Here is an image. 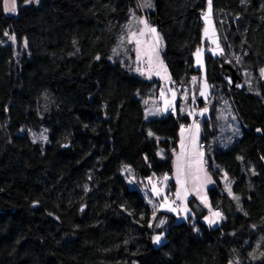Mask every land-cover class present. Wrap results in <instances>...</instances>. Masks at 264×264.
<instances>
[{
  "label": "trees",
  "instance_id": "obj_1",
  "mask_svg": "<svg viewBox=\"0 0 264 264\" xmlns=\"http://www.w3.org/2000/svg\"><path fill=\"white\" fill-rule=\"evenodd\" d=\"M5 1L0 152L21 171L29 202L0 178V264H264V0L214 1L244 86L230 87L208 57L207 105L193 58L207 0H16L9 16ZM143 17L157 28L162 62L181 87L166 117H148L163 87L136 72L128 41ZM205 106L197 122L216 184L211 204L223 220L206 223L196 198L184 219L163 211L153 219L141 187L123 173L131 168L145 184L172 178L181 129ZM157 235H165L160 244Z\"/></svg>",
  "mask_w": 264,
  "mask_h": 264
},
{
  "label": "crops",
  "instance_id": "obj_2",
  "mask_svg": "<svg viewBox=\"0 0 264 264\" xmlns=\"http://www.w3.org/2000/svg\"><path fill=\"white\" fill-rule=\"evenodd\" d=\"M150 44H152V43H150ZM164 68H166L165 65H164ZM167 73L168 72L166 70V74ZM168 77H169V75H168ZM167 81L169 82V86L167 87L168 89H166V91L163 90V93H165V95H169V97H171V99L173 100L172 95L169 93L170 92V88H171L172 90H175L176 97H178V99H179V93L177 92V86H175V84L171 81V79H167ZM161 97H162V95H161ZM162 99H164V98L162 97L160 99L154 100L152 105L149 106V108L153 107V109H159L160 110L159 115L163 114V108L164 107L161 108L159 106L160 103L162 102ZM182 108L186 109V108H184V106ZM193 114H194L193 117L194 118L196 117L195 118L196 120L193 121L191 123V125L187 129H184L183 133L181 131V134H180L179 147L175 151V156H174V161H173V164H174V173H173V175L174 176L172 178L170 177L167 181H164V179H163V183H161V185H159V186H156V184L154 182L151 183L150 186H149L150 189H148L147 192L145 191V196H146V198H148L149 203H151V205L153 206L155 211L158 209L157 213L163 211V212H165L167 214H171V215H174L177 218H182V219H184V217L189 216L191 214V209L188 207V205H187V209L189 211L187 212V214H185V212L183 211V208H182L183 202L185 201L187 204L188 203L190 204V201L192 199H195V198L198 199V201L201 203V205L203 207H205V209H207V217H209V213L212 212V208L213 207H209L208 206V205H210L209 196L208 195H209L210 189L216 186L215 180H214V177H213L212 173H210V171L208 169V166L206 165V163H204L206 151L203 152V149L201 147V143H202L201 138H202V135H203V129H201V125L197 122V121H199V119L197 118L195 109L193 111ZM195 125L199 126L198 131H197ZM182 140H183V143H184L183 151L186 154L185 159L189 160V161H197V160H201L202 159V161H203L202 169L203 170L197 172L196 171L197 165L193 164L191 170L189 171V175L187 176L186 188H187L189 194L187 195L185 200H176V198L174 196V193L177 192L180 189V185L177 183L176 178H175L176 157L182 151V149H181V141ZM201 151L203 152V156L202 157L198 155L199 153H202ZM193 175L198 176L199 179H194ZM206 180H210L211 182H205ZM172 181L174 182V185L176 187H175V191H173V193L170 194V192H169L170 186L169 185H170V183ZM156 183L158 184V179H157ZM153 186H155L158 189H162L163 190L161 192L160 196H157L155 194V192L152 190ZM194 187H199L200 188L199 194L197 192L193 191ZM165 196H167L169 203H171L173 200H176L175 204H173L172 206L177 208V212L170 211L167 208H159V205L163 202V197H165ZM201 196H206L207 197L208 205H206L201 200V198H200ZM214 211L215 212H219L218 210L216 211L215 209H214ZM222 220H223V217H222V214H221V218L219 220H217L216 223H213V225H218V223H221ZM206 223H208V221ZM159 243H162L161 240H160Z\"/></svg>",
  "mask_w": 264,
  "mask_h": 264
},
{
  "label": "snow or ice",
  "instance_id": "obj_3",
  "mask_svg": "<svg viewBox=\"0 0 264 264\" xmlns=\"http://www.w3.org/2000/svg\"><path fill=\"white\" fill-rule=\"evenodd\" d=\"M9 5L7 7V11L8 12H11V13H15L16 12V0H9ZM146 7H151L152 5L150 3L146 4L145 5ZM211 16V0H208V12L205 14V19H209ZM140 24L143 25V28L140 29L139 32H131L130 33V41H135L137 43V45H141L143 43V41H141L138 37H143L146 32L147 33H151L152 34V37H153V43L149 45L148 49L145 50V49H142V48H138V51L141 52V55L142 56H147V63L149 65V67L146 69L147 71V74L149 76H151L152 74V65L154 63L153 61V56H155L156 58V68L158 69L157 71H155V74L156 75H161V70L159 69H162L165 73L164 75V78L167 80V79H170L167 74H166V68H164L163 66V62L159 60V48L162 46V38L159 36V34L157 33L156 29L154 27H151L149 26L147 20H141L139 21ZM205 35L207 36L208 35V28H205ZM215 35V33L213 32V36ZM14 39V37H13ZM214 44H217V48L216 49H213V51L215 52L216 50H219L221 53H222V49H219V45L217 43V41L215 39H213L212 41ZM201 53H202V50L201 49H198L197 50V53H196V56H197V63H202V60L200 59L201 57ZM140 57H138L139 59ZM139 71V69H138ZM262 73H264V69L261 70ZM143 74V73H142ZM195 77L193 78V81H195ZM207 84L204 85V88L207 89ZM171 94H172V98L173 100L175 99V96H176V92L175 90H171ZM162 96H165V93H161ZM200 95L201 96H205L206 95V92L204 90H202L200 92ZM185 98H186V94H185ZM164 103H165V107L163 109V111H167L168 108L170 106H172V101L168 100L165 96V100H164ZM204 111H207V109H204L202 112H201V115L203 114ZM160 112L159 109L156 110V112H149L150 115H155V114H158ZM197 131H198V128L199 126L198 125H195ZM182 133L184 131V129L182 128ZM151 134V133H150ZM44 139H46V137H44ZM181 153H179L176 157V173H175V178H176V181L177 183L180 185V189L174 193V196L176 198V200H185L187 195L189 194L187 188H186V184H187V176L189 175V171L191 170L193 164L197 165V169L196 171L199 172V171H202V165H203V161L202 159L201 160H197V161H189V160H186L185 159V152L183 151L184 149V143H183V140L181 141ZM199 156H203V153H199L198 154ZM193 178L194 179H199L198 176L196 175H193ZM227 178V174H225V179ZM150 179V182H151V178ZM164 181H167L169 179V177L167 175H165L163 177ZM205 182H211L210 180H206ZM202 187V186H201ZM155 194L157 196H160L161 195V192L163 191L162 189H158L156 188L155 186H153V189H152ZM193 191L197 192L199 194V191H200V188L199 187H194L193 188ZM228 191L229 193H231V187L230 185L228 186ZM201 200L206 204L208 205V201H207V197L206 196H201L200 197ZM234 199H239L238 197H234ZM176 200H173L171 203H169L168 201V198L167 196L163 197V202L159 205V208H167L168 210L170 211H173V212H177V208L176 207H173L172 205L175 204ZM209 207H211L210 205H208ZM158 210V209H157ZM189 210L187 209V206L185 205L184 206V212L185 214H187ZM221 218V213L220 212H212L211 215L209 217H206L205 219H207L208 223L209 224H213V223H216L217 220H219ZM153 219H155V210L153 212ZM165 223L164 220H160L159 222V225H163ZM157 225V226H159ZM154 241L159 243L160 240H161V236L160 235H157L155 236L154 238Z\"/></svg>",
  "mask_w": 264,
  "mask_h": 264
},
{
  "label": "rangeland",
  "instance_id": "obj_4",
  "mask_svg": "<svg viewBox=\"0 0 264 264\" xmlns=\"http://www.w3.org/2000/svg\"><path fill=\"white\" fill-rule=\"evenodd\" d=\"M8 6H10L9 5V0H6L5 1V12H6V14L9 16V15H11V14H14V13H11V12H8L6 9H7V7ZM16 9H17V4H16ZM141 20H146V18H141L140 20H136L135 21V25L137 26V27H134L133 28V30L131 31V32H139L140 31V29H142L143 28V25L142 24H140L139 23V21H141ZM149 24V23H148ZM154 28L156 29V31H157V28L154 26ZM157 33L159 34V32L157 31ZM159 36H160V34H159ZM141 41H143V43L141 44V45H137V43L133 40V41H130V35H129V37H128V41H129V43H131L132 45H135V50H136V54H137V67H136V72H138L139 74H140V76H143V77H146V78H148V79H151V80H153V79H157V80H159L160 82H161V85H162V87H163V90H165L166 91V89H168L167 87L169 86V82L164 78V75H165V73H164V71L162 70V69H159V70H161V75H156L155 74V71H157L158 69L156 68V58H155V56H153V61H154V63H153V65L151 66L152 67V74H151V76H149L148 74H147V71H146V69L149 67V65H148V63H147V56H142L141 55V52H139L138 51V48H142V49H148V46L150 45V43H153V37H152V34L151 33H147L146 32V34L143 36V37H138ZM161 49L159 50V60L160 61H162V59H161V55H162V53H161ZM138 57H140L139 59H138ZM234 63V62H233ZM163 66H164V64H163ZM235 66V65H234ZM236 67V66H235ZM138 69H139V71H138ZM237 72L240 74V72L237 70ZM143 73V74H142ZM168 76V75H167ZM196 81H198L197 79H196ZM243 83H244V80H243ZM171 89V88H170ZM172 90V89H171ZM180 90H181V87H178L177 88V92L180 94ZM213 92H214V90H213ZM170 94H171V91L169 92ZM195 94V93H194ZM193 94V95H194ZM213 94V93H212ZM172 95V94H171ZM166 96V98L168 99V100H170V101H172V106H170L169 108H168V110L167 111H163V114L162 115H159V113L158 114H155V115H150L149 114V112H150V110H151V112H156V110L157 109H153V107H151V108H147V110H148V113H147V115H148V117H157V116H160V118L161 117H166L167 115H169V112H171V110H172V112H173V110L175 111V109H177L176 108V104L178 103V101H179V99H178V97H176L175 96V99L174 100H172L171 99V97H169V95H165ZM165 96H162L164 99H162V102L160 103V107L162 108V107H165V103H164V100H165ZM184 97V99L185 100H188V97H186L185 98V96H183ZM213 97V96H212ZM211 97V98H212ZM212 100V99H211ZM211 100H210V102H211ZM151 102V100H149L148 102H147V105H149V103ZM209 102V103H210ZM205 103V102H204ZM206 105L208 104V103H205ZM194 105V104H193ZM190 105L187 103L186 105H184V107H189ZM164 109V108H163ZM192 109H194V108H192ZM204 109H207V111H204L203 112V114H205V113H207L208 112V109H209V107L208 106H205L204 108L202 107V110H201V112L204 110ZM196 112H198V109L196 108ZM201 112L197 115V118L198 119H202V115H201ZM229 109L228 110H226L225 111V113H224V117H228L229 118ZM205 116V115H204ZM193 117V116H192ZM196 118V117H195ZM31 135H32V137H34L35 139H39V140H44V135H43V133H31ZM205 150H203V152H204ZM202 152V151H201ZM202 152V153H203ZM204 163H205V159H204ZM126 177H128V180H129V182H130V185H133L132 187L133 188H140L141 186V191H143V194H145V191L147 192L148 191V189H150V184L151 183H153V182H155V184H156V186H159V185H161V183H163V181L161 180V181H159V179H158V184L156 183V181L157 180H155V181H151L149 184L147 183V184H145V182H143L141 179H139V178H137L136 176H134V173H133V171H132V169L131 168H128L127 167V169L124 171V173H123ZM0 178L3 180V181H5V180H10V181H12V182H14V184H15V186H14V190H15V193L16 194H18L20 197H21V199L22 200H24L25 202H29V200L27 199V197H28V195H27V193H26V188H25V184H24V182H23V176H22V173H21V171H19V169L16 167V165H14L13 163H11L7 158H5V157H3L2 155H1V152H0ZM138 183H139V185H138ZM222 183L225 185V189L227 190V192L229 193V191H228V186L230 185V187H231V182H230V180L228 179V176H227V178L225 179V178H222ZM140 184H141V186H140ZM230 194V193H229ZM209 196V195H208ZM209 202H210V205H211V207H212V204H211V196H209ZM187 206V205H189V203L187 204L185 201L183 202V206H182V208H183V211H184V206ZM212 212H214V209L212 208ZM212 212H210L209 213V216L211 215V213ZM158 215V213H157V210L155 211V217ZM206 218V217H205ZM180 219H182V218H180ZM204 221L205 222H207V219H204ZM165 239V235H163V236H161V241H163ZM157 243V242H156ZM164 243H165V241H164ZM158 244H160V243H158ZM161 245H163V244H161Z\"/></svg>",
  "mask_w": 264,
  "mask_h": 264
},
{
  "label": "water",
  "instance_id": "obj_5",
  "mask_svg": "<svg viewBox=\"0 0 264 264\" xmlns=\"http://www.w3.org/2000/svg\"><path fill=\"white\" fill-rule=\"evenodd\" d=\"M214 1L211 0V16L209 19H205V14L208 12V0L206 3V9L200 13V18H202L203 22V34H202V46L198 49L202 50L200 59L202 63H197V50L194 54V69L197 73L201 74L199 80V91L197 96L199 99L204 101L205 103H209L213 93V86L209 82V74H208V63L207 58L212 57L214 60L219 61L221 63V73L225 77L227 83L233 89H241L244 86L243 79L240 74L237 72V68L234 66V63L229 59L227 52L224 49L223 42L221 40L220 31L217 27L216 18H215V7ZM205 28H208V35H205ZM213 32L215 35L213 36ZM215 39L219 45V49H222V53L219 50L215 52L213 49L217 48V44H214L212 41ZM207 84V89L204 88V85ZM204 90L206 92L205 96H201L200 92Z\"/></svg>",
  "mask_w": 264,
  "mask_h": 264
},
{
  "label": "built area",
  "instance_id": "obj_6",
  "mask_svg": "<svg viewBox=\"0 0 264 264\" xmlns=\"http://www.w3.org/2000/svg\"><path fill=\"white\" fill-rule=\"evenodd\" d=\"M205 162H206V160H205Z\"/></svg>",
  "mask_w": 264,
  "mask_h": 264
}]
</instances>
